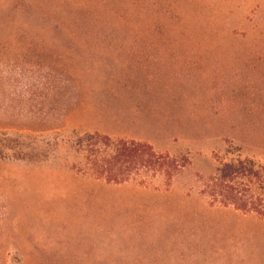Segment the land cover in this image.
Masks as SVG:
<instances>
[{"label": "rangeland", "instance_id": "374dc122", "mask_svg": "<svg viewBox=\"0 0 264 264\" xmlns=\"http://www.w3.org/2000/svg\"><path fill=\"white\" fill-rule=\"evenodd\" d=\"M85 134L189 165L108 186ZM231 161L264 178V0H0V264L264 259V220L200 195Z\"/></svg>", "mask_w": 264, "mask_h": 264}, {"label": "trees", "instance_id": "16d2710c", "mask_svg": "<svg viewBox=\"0 0 264 264\" xmlns=\"http://www.w3.org/2000/svg\"><path fill=\"white\" fill-rule=\"evenodd\" d=\"M74 152L80 161L73 165L74 171L115 187L134 185L147 190L159 177L170 187L189 165L186 156L159 154L143 142L100 135L76 137ZM200 195L209 208L232 209L264 220V178L251 162L222 163L213 175L201 180Z\"/></svg>", "mask_w": 264, "mask_h": 264}, {"label": "crops", "instance_id": "0c3cea01", "mask_svg": "<svg viewBox=\"0 0 264 264\" xmlns=\"http://www.w3.org/2000/svg\"><path fill=\"white\" fill-rule=\"evenodd\" d=\"M255 261H264V259H252V258H233V264H261V263H250Z\"/></svg>", "mask_w": 264, "mask_h": 264}]
</instances>
